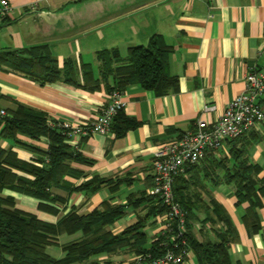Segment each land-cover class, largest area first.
Listing matches in <instances>:
<instances>
[{
    "label": "crops",
    "instance_id": "obj_1",
    "mask_svg": "<svg viewBox=\"0 0 264 264\" xmlns=\"http://www.w3.org/2000/svg\"><path fill=\"white\" fill-rule=\"evenodd\" d=\"M10 11L0 17V53L48 45L62 68L68 59L78 67L77 82L64 78L41 84L0 61V110L19 104L46 113L50 122L84 123L95 119L110 100L108 83L101 72L98 51L118 50L125 59L132 46H147L154 35H160L172 47L169 72L179 77L178 89L164 95L130 83L124 91L125 113L138 124L122 135L114 130L95 133L80 140L78 149L92 164H75L86 177L100 176L120 181L116 187L99 191L74 192L68 202L79 213L92 211L109 199L126 205L125 214L111 225L115 233L137 223L152 207L141 198L150 194L154 153L191 129L202 117L216 120L226 105L243 89L252 67L264 68V0H10ZM88 65L92 77L84 75ZM97 80L99 81L98 86ZM207 105L214 108L205 111ZM28 145L46 150L48 139L21 136ZM0 145L13 149L24 160L38 157V152L0 137ZM238 156L261 167L264 177V122L239 139L226 141L224 147L209 153L198 166L184 175L188 190L194 189L199 203L194 206L199 221L194 232L201 239L216 240L222 225L203 219L217 218L216 205L232 220L236 238L230 244L234 264H264V196L258 215L261 228L250 231L243 216L249 203L236 205V187L225 176L227 168L236 165ZM193 191V192H194ZM16 197L18 207L55 223L58 215L39 210V200L6 190ZM130 196L132 200H130ZM140 200L136 203V200ZM135 202V203H134ZM166 214H151L146 222L147 245L153 237L165 233ZM82 233L62 235L64 243ZM51 253L62 257L59 246ZM137 253L129 248L113 254H100L75 264H131ZM185 264H198L194 253Z\"/></svg>",
    "mask_w": 264,
    "mask_h": 264
},
{
    "label": "trees",
    "instance_id": "obj_2",
    "mask_svg": "<svg viewBox=\"0 0 264 264\" xmlns=\"http://www.w3.org/2000/svg\"><path fill=\"white\" fill-rule=\"evenodd\" d=\"M172 47L167 45L160 35H154L147 46H132L124 59L118 50L98 51L101 72L105 78H112L108 91H125L132 82L140 83L144 88L164 95L178 89L179 77L169 72V56ZM8 62L10 68L22 72L41 84L64 78L67 82H77L78 67L74 60L68 59L61 68L48 45H36L15 51L0 53V61ZM84 75L93 76L88 65H83ZM99 81L97 80L98 86ZM138 122L121 110L115 117L112 130L122 135L135 128ZM21 136L32 139L46 137V150L28 145ZM0 137L31 147L38 152L32 160L20 158L13 149L0 145V264H75L100 254L117 253L129 248L137 255L162 257L168 249H174L176 243L186 240L184 246L188 254L194 253L198 264H234L230 254V244L236 238V228L232 220L216 205L217 218L208 215L204 220L222 227L216 231V240L201 239L194 232V223L199 221L194 206L199 203V195L188 190L184 184V175L175 178V199L186 212V232L180 239L176 223L164 233L153 237L147 245L146 222L151 214H166L167 205L152 194L142 196L151 201L152 207L137 223L129 225L122 232L115 233L110 228L126 212V205L114 204L105 200L100 207L92 211L79 213L68 202L71 195L78 192L93 194L105 186L116 187L122 184L100 176L81 181L87 175L75 164H92L74 145L69 136L59 126L50 125L48 115L29 106L19 104L17 108L6 110L0 120ZM86 138V137H85ZM240 138V137H239ZM236 138V139H239ZM238 149L235 153L236 165L228 167L225 176L233 180L237 197L236 205L248 202L243 216L250 231L261 228L258 210L263 206L264 177L260 178L261 167L241 159ZM196 164L195 166H198ZM195 166L190 167L187 173ZM6 190L21 193L39 200L38 209L58 215L55 223L41 219L37 214L24 210L17 205L14 195ZM133 197V196H132ZM130 196V200H132ZM136 200L139 203L140 200ZM135 203V202H134ZM201 222V220H200ZM81 232L79 238L61 243L62 235H74ZM51 246H59L62 257L51 253ZM177 250V249H175ZM185 255V264L188 259Z\"/></svg>",
    "mask_w": 264,
    "mask_h": 264
},
{
    "label": "built area",
    "instance_id": "obj_3",
    "mask_svg": "<svg viewBox=\"0 0 264 264\" xmlns=\"http://www.w3.org/2000/svg\"><path fill=\"white\" fill-rule=\"evenodd\" d=\"M11 9L10 0H0V17ZM261 53L264 55V47ZM124 91L114 90L102 112L93 120L84 123L70 121L50 122L61 127L71 142L78 146L81 139L95 133L107 134L112 130L116 115L125 110ZM214 107L207 105L205 111ZM6 110H0V120ZM264 122V68L252 67L246 74L244 89L230 101L216 120L200 117L194 126L172 142L163 145L154 153L153 178L150 194L157 196L167 205V227L176 223L178 237L186 232V212L175 199L174 182L179 175L200 163L209 153L221 150L226 141L248 134L258 124ZM186 240L176 243L162 257L137 255L131 264H181L185 262ZM177 249V250H175Z\"/></svg>",
    "mask_w": 264,
    "mask_h": 264
},
{
    "label": "rangeland",
    "instance_id": "obj_4",
    "mask_svg": "<svg viewBox=\"0 0 264 264\" xmlns=\"http://www.w3.org/2000/svg\"><path fill=\"white\" fill-rule=\"evenodd\" d=\"M193 191H194V189L191 190V192H193ZM194 193H196V192L194 191ZM131 263H132V262H131Z\"/></svg>",
    "mask_w": 264,
    "mask_h": 264
}]
</instances>
